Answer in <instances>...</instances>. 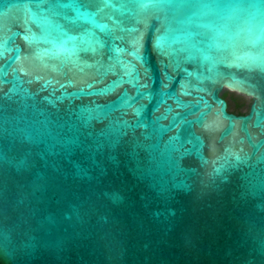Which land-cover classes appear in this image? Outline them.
Instances as JSON below:
<instances>
[{"label":"water","instance_id":"1","mask_svg":"<svg viewBox=\"0 0 264 264\" xmlns=\"http://www.w3.org/2000/svg\"><path fill=\"white\" fill-rule=\"evenodd\" d=\"M0 264H264V0H0Z\"/></svg>","mask_w":264,"mask_h":264},{"label":"rangeland","instance_id":"2","mask_svg":"<svg viewBox=\"0 0 264 264\" xmlns=\"http://www.w3.org/2000/svg\"><path fill=\"white\" fill-rule=\"evenodd\" d=\"M224 93L228 96L230 108L235 110L240 108L244 112H248L253 101L251 97H247L235 90L225 89Z\"/></svg>","mask_w":264,"mask_h":264},{"label":"trees","instance_id":"3","mask_svg":"<svg viewBox=\"0 0 264 264\" xmlns=\"http://www.w3.org/2000/svg\"><path fill=\"white\" fill-rule=\"evenodd\" d=\"M226 93H223V96H225ZM234 112L238 113V114H243V113H247V112H244L243 110H241L240 108H237L235 110H233Z\"/></svg>","mask_w":264,"mask_h":264},{"label":"flooded vegetation","instance_id":"4","mask_svg":"<svg viewBox=\"0 0 264 264\" xmlns=\"http://www.w3.org/2000/svg\"><path fill=\"white\" fill-rule=\"evenodd\" d=\"M224 97L228 100V96H227V95H225ZM230 110L233 111L231 108H230ZM233 112H234V111H233ZM235 113H236V112H235Z\"/></svg>","mask_w":264,"mask_h":264}]
</instances>
